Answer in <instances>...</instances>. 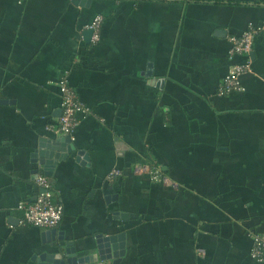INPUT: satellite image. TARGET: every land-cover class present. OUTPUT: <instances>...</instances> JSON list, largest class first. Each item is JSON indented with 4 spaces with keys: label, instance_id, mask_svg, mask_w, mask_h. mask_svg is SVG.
<instances>
[{
    "label": "crops",
    "instance_id": "1",
    "mask_svg": "<svg viewBox=\"0 0 264 264\" xmlns=\"http://www.w3.org/2000/svg\"><path fill=\"white\" fill-rule=\"evenodd\" d=\"M249 25L263 27L248 56H230L229 35ZM247 57L240 89L220 92ZM61 79L89 110L76 149L51 166L40 141L62 135L51 128ZM139 161L175 185L134 173ZM39 174L62 204L54 233L19 222ZM119 231V264H259L264 0H0V264H38L54 241L89 251Z\"/></svg>",
    "mask_w": 264,
    "mask_h": 264
},
{
    "label": "built area",
    "instance_id": "2",
    "mask_svg": "<svg viewBox=\"0 0 264 264\" xmlns=\"http://www.w3.org/2000/svg\"><path fill=\"white\" fill-rule=\"evenodd\" d=\"M102 19L101 14H96L88 25L93 42L99 38ZM262 27L263 25H249L243 32L229 35V55L244 54L248 56L253 39ZM247 70H250L248 57L243 62L232 63L220 83L219 91L228 93L239 90V75ZM58 88L61 112L56 123L51 128L56 134H68L72 139L73 131L79 122L78 113L88 112L89 107L80 100L74 88L65 79H61L58 82ZM132 170L137 174H147L151 180L175 185L174 181L163 173L158 164L139 161L133 164ZM120 173V169L113 168L107 173V177L112 179L120 175ZM35 183L39 187L35 197L29 201L21 200L16 204V207L21 212L19 222L40 227H55L62 215V204L52 193L51 183L46 175L39 174L35 179ZM250 255L259 264H264V233H254L252 235Z\"/></svg>",
    "mask_w": 264,
    "mask_h": 264
},
{
    "label": "water",
    "instance_id": "3",
    "mask_svg": "<svg viewBox=\"0 0 264 264\" xmlns=\"http://www.w3.org/2000/svg\"><path fill=\"white\" fill-rule=\"evenodd\" d=\"M81 4H88L89 0H74ZM42 149L39 155L43 156L41 162L55 164L57 160L65 159L68 154L76 149L70 135L63 134L53 140L40 141ZM50 174V171L48 172ZM50 231L54 233L55 228ZM55 250L46 251L45 256L39 259L38 264H119L125 252V233L119 231L114 234H97L95 245L87 251L76 248L72 242L64 243L54 241Z\"/></svg>",
    "mask_w": 264,
    "mask_h": 264
}]
</instances>
